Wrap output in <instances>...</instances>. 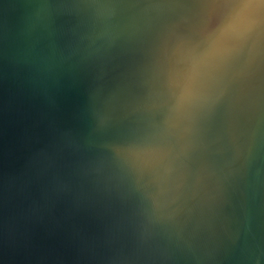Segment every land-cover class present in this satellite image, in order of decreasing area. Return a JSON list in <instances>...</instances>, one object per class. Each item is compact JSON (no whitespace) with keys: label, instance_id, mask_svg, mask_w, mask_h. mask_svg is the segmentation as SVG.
<instances>
[{"label":"water","instance_id":"water-1","mask_svg":"<svg viewBox=\"0 0 264 264\" xmlns=\"http://www.w3.org/2000/svg\"><path fill=\"white\" fill-rule=\"evenodd\" d=\"M0 264H264V0H0Z\"/></svg>","mask_w":264,"mask_h":264}]
</instances>
